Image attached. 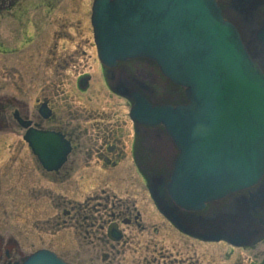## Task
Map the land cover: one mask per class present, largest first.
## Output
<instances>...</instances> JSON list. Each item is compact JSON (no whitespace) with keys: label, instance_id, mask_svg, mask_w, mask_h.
<instances>
[{"label":"water","instance_id":"water-1","mask_svg":"<svg viewBox=\"0 0 264 264\" xmlns=\"http://www.w3.org/2000/svg\"><path fill=\"white\" fill-rule=\"evenodd\" d=\"M260 4L264 0L234 3L247 21L245 38L224 20L215 0H95L93 6L103 64L146 58L185 87L187 104L157 105L150 88L122 69L116 92L134 101V121L164 124L179 148L171 180L155 176L153 195L168 218L202 239L246 245L264 237V183L249 196L223 201L264 174V26L255 14ZM25 139L48 170L61 166L69 151L60 135L30 129ZM208 203L215 204L204 213ZM23 264L67 263L40 250Z\"/></svg>","mask_w":264,"mask_h":264},{"label":"rangeland","instance_id":"rangeland-1","mask_svg":"<svg viewBox=\"0 0 264 264\" xmlns=\"http://www.w3.org/2000/svg\"><path fill=\"white\" fill-rule=\"evenodd\" d=\"M92 1L26 0L20 14L0 18V43L4 44L2 49L5 48L4 51L0 49V97H4L0 98V102L8 103L14 101L13 98L24 99L25 105L30 110L32 108L35 115L38 93L43 89L53 87L54 92L66 91L70 99L67 103L57 101L58 112L61 103L69 104L73 114L77 110L86 109L88 125L101 128L121 125V131L127 137L125 140L130 147L134 134L128 102L111 94L88 40L86 27L90 23ZM16 37L20 42L12 43ZM52 53H55L54 61L50 60L54 57ZM83 74L91 75L86 93L79 89V79ZM0 112L5 119L3 127H0V242L3 240L4 246L10 244L14 248V255H11L13 263L21 262L41 248L54 247L61 250L58 244L67 241V231L53 237L54 228L48 222L55 214L53 206L59 202L57 197L61 195L65 199L83 200L95 189L99 190L98 185L100 188L109 186L120 198L132 199L147 220L152 218L149 215L153 206L144 191V182L131 177L134 188H130L126 194L122 191L128 188L126 180L130 177L124 176L122 180V176L115 175L113 185L102 183L98 175L103 174L96 171L95 160L91 161V169H87L85 161L80 160L74 163L77 170L72 172L65 169L55 178L36 171L38 165L21 139L24 130L15 122L14 112ZM80 142L87 145V138L83 137ZM73 158L74 155L66 168L73 166ZM205 248L204 245L198 248V259L202 261L200 264L264 262V239L248 249L235 248L233 253H230L226 245L213 248L214 259L213 256L208 258V254L203 259L201 254ZM228 254L232 258L227 260L224 255ZM187 256L194 259L191 254ZM5 262L7 259L3 254L0 264Z\"/></svg>","mask_w":264,"mask_h":264},{"label":"flooded vegetation","instance_id":"flooded-vegetation-1","mask_svg":"<svg viewBox=\"0 0 264 264\" xmlns=\"http://www.w3.org/2000/svg\"><path fill=\"white\" fill-rule=\"evenodd\" d=\"M24 2L26 0H0V18L10 14H20ZM17 41L20 42L18 38L11 42ZM91 45L94 46V42H91ZM2 46L4 44L0 43V49L4 51L5 48L3 50ZM52 55L54 57L50 60L54 61L55 53ZM130 66L135 68V62H130ZM82 77L84 78L80 77L79 83L91 78L90 75H83ZM54 89L50 87L38 93L39 101L37 100L35 115L32 108L30 110L25 105L24 99L12 97L14 101L0 102L2 104L0 110L17 113L24 120L30 121L32 127L60 133L70 141L72 151L68 161L74 155L72 167L66 168L68 163L65 168L63 166L58 172H49L35 158L36 165H38L35 167L36 171L46 177L55 178L65 169H70L72 172L77 170L78 167L75 168L74 163H79L80 160L85 161L87 169H91V161L95 160L96 171L103 174V177L98 175V179L102 183L106 182L108 185H113L115 175L122 176V180L124 176L130 177L128 180L125 179L129 184L128 188L122 191L126 194L130 188H134L131 177L140 180L139 175L142 178L144 174H149L156 165L165 167V171L171 173L177 157V150L167 135L165 136L173 150L171 156L165 157L163 144L156 145L158 146V153H151V148L147 150L146 154H143L142 151L146 144L142 134L147 132L150 133L149 135L156 136V134L163 132L161 127L145 128L132 123L134 135L129 147L125 140L127 137L121 131V125L114 124L103 126V128L97 125H88L87 119H85L86 109L84 111L77 110L82 112H74V115L69 104H64L70 99L66 91L54 92ZM88 90L89 88L82 89L83 93ZM57 101L64 102L61 103L60 112L57 109ZM43 104L46 105L45 114L40 112V107ZM60 114L61 116L58 118ZM4 120L0 112L1 128ZM83 137L87 138V145L80 142ZM21 139L26 144L23 135ZM153 143L151 140L148 145L152 146ZM140 181L144 182V191L149 196L153 206L151 215H149L152 216L151 219L147 220L143 211L135 202L131 201L132 199L123 197L121 199L109 186L100 188L98 185L99 190L95 189L91 195L85 196L83 200L65 199V196L61 195L57 197L59 202L53 206L55 214L48 222H51L50 224L54 228L53 237L62 231H67L69 238L66 242L58 244L61 246V250H56L54 247L47 249L54 251L70 264H200L202 261L200 258L198 259L197 252L201 245L206 246L201 254L204 260L207 254L208 258L213 256L214 259L212 249L218 246L222 247V245L228 246L230 253H233L235 247L226 240L220 242L206 241L180 231L155 207L151 200L148 181L145 178ZM257 243L242 248L248 249ZM3 254L7 259L4 264H12L11 255H14V248L10 247V244L4 246L2 240L0 242V259H3ZM189 254L193 255L194 259L188 257ZM224 256L227 260L232 258L229 254Z\"/></svg>","mask_w":264,"mask_h":264},{"label":"bare ground","instance_id":"bare-ground-1","mask_svg":"<svg viewBox=\"0 0 264 264\" xmlns=\"http://www.w3.org/2000/svg\"><path fill=\"white\" fill-rule=\"evenodd\" d=\"M86 31H87V34H88V39H90V31H89L88 26L86 27Z\"/></svg>","mask_w":264,"mask_h":264}]
</instances>
